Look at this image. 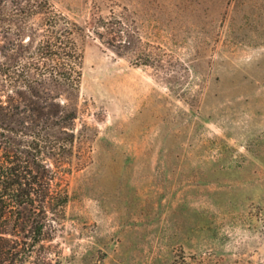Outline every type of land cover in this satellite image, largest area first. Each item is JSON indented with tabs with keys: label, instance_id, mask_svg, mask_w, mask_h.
Segmentation results:
<instances>
[{
	"label": "rangeland",
	"instance_id": "374dc122",
	"mask_svg": "<svg viewBox=\"0 0 264 264\" xmlns=\"http://www.w3.org/2000/svg\"><path fill=\"white\" fill-rule=\"evenodd\" d=\"M49 2L89 34L60 264H264V0ZM110 13L149 65L94 37Z\"/></svg>",
	"mask_w": 264,
	"mask_h": 264
},
{
	"label": "trees",
	"instance_id": "16d2710c",
	"mask_svg": "<svg viewBox=\"0 0 264 264\" xmlns=\"http://www.w3.org/2000/svg\"><path fill=\"white\" fill-rule=\"evenodd\" d=\"M131 23L110 13L93 34L120 57L136 50L135 66H147ZM88 38L49 0H0V264H60L53 241L67 178L85 160L86 128L76 121Z\"/></svg>",
	"mask_w": 264,
	"mask_h": 264
}]
</instances>
